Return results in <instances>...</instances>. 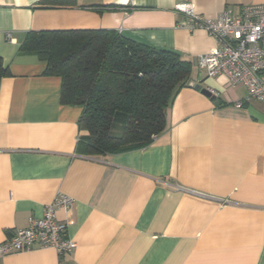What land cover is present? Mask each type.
Here are the masks:
<instances>
[{"label":"crops","instance_id":"0c3cea01","mask_svg":"<svg viewBox=\"0 0 264 264\" xmlns=\"http://www.w3.org/2000/svg\"><path fill=\"white\" fill-rule=\"evenodd\" d=\"M38 1L0 0V57L11 72L0 82V244L65 193L75 204L57 218L77 246L60 254L36 245L0 264H264V103L199 67L216 40L182 26L188 17L175 5L185 0ZM190 1L207 18L264 2ZM72 29L115 30L193 61V85L178 92L147 147L78 151L82 108L62 104L61 78L20 51L30 31Z\"/></svg>","mask_w":264,"mask_h":264},{"label":"trees","instance_id":"16d2710c","mask_svg":"<svg viewBox=\"0 0 264 264\" xmlns=\"http://www.w3.org/2000/svg\"><path fill=\"white\" fill-rule=\"evenodd\" d=\"M75 0H40L66 7ZM20 51L46 64L62 80L61 103L82 108L77 149L85 155L116 154L150 145L167 127V110L192 82L194 63L108 29L27 33ZM11 72L0 57V82Z\"/></svg>","mask_w":264,"mask_h":264},{"label":"built area","instance_id":"2783aa9c","mask_svg":"<svg viewBox=\"0 0 264 264\" xmlns=\"http://www.w3.org/2000/svg\"><path fill=\"white\" fill-rule=\"evenodd\" d=\"M175 9L188 17L182 26L189 30L203 29L216 40V47L198 59L207 76H225L233 85L246 88L247 100L264 103V2L244 6L239 14L225 9L215 18L196 13L190 0L178 2ZM8 37L11 39L10 33ZM236 105L241 107L243 101ZM74 204L73 197L58 193L42 217L30 218L27 227L18 229L0 244V258L10 252L31 250L36 245L54 247L60 254L75 249L77 243L66 236L68 223L57 218L60 209L71 211Z\"/></svg>","mask_w":264,"mask_h":264},{"label":"water","instance_id":"95a60500","mask_svg":"<svg viewBox=\"0 0 264 264\" xmlns=\"http://www.w3.org/2000/svg\"><path fill=\"white\" fill-rule=\"evenodd\" d=\"M191 85H193V83H191ZM196 88L199 89L200 84L196 85ZM201 92L203 94L207 95L208 97H211L212 99H214L216 97V95H214V92L208 87L202 88Z\"/></svg>","mask_w":264,"mask_h":264},{"label":"rangeland","instance_id":"374dc122","mask_svg":"<svg viewBox=\"0 0 264 264\" xmlns=\"http://www.w3.org/2000/svg\"><path fill=\"white\" fill-rule=\"evenodd\" d=\"M203 73V72H202Z\"/></svg>","mask_w":264,"mask_h":264}]
</instances>
